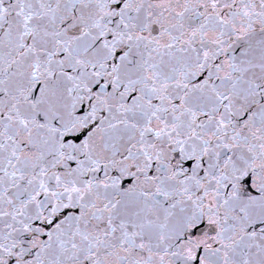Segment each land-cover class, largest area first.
<instances>
[{
  "label": "snow or ice",
  "instance_id": "obj_1",
  "mask_svg": "<svg viewBox=\"0 0 264 264\" xmlns=\"http://www.w3.org/2000/svg\"><path fill=\"white\" fill-rule=\"evenodd\" d=\"M0 264H264V0H0Z\"/></svg>",
  "mask_w": 264,
  "mask_h": 264
}]
</instances>
